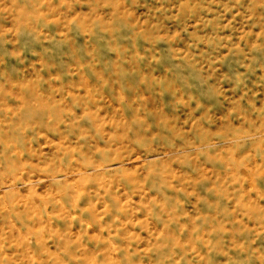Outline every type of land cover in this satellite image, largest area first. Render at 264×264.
Returning a JSON list of instances; mask_svg holds the SVG:
<instances>
[{
  "label": "rangeland",
  "instance_id": "1",
  "mask_svg": "<svg viewBox=\"0 0 264 264\" xmlns=\"http://www.w3.org/2000/svg\"><path fill=\"white\" fill-rule=\"evenodd\" d=\"M0 264H264V0H0Z\"/></svg>",
  "mask_w": 264,
  "mask_h": 264
}]
</instances>
